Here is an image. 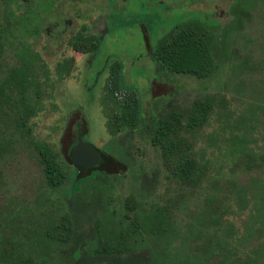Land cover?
Listing matches in <instances>:
<instances>
[{
    "label": "rangeland",
    "instance_id": "rangeland-1",
    "mask_svg": "<svg viewBox=\"0 0 264 264\" xmlns=\"http://www.w3.org/2000/svg\"><path fill=\"white\" fill-rule=\"evenodd\" d=\"M191 19L213 27L220 40L214 71L204 79L168 73L147 47ZM22 51L40 56L43 109L26 134L8 106L0 107V264L4 251L12 256L7 264H232L264 249V0H0L2 101L15 95L5 81ZM64 60L69 73L60 80L54 68ZM116 61L124 89L139 96L144 122L110 135L100 99ZM207 97L215 108L206 125L178 135L203 169L198 184H183L165 169L147 124L172 111L186 114ZM76 110L83 116L75 118L84 117L82 139L118 160L123 172L80 178L68 163ZM108 117L116 121L109 106ZM235 135L243 136L240 150ZM30 141L48 144L67 169L60 189L47 187ZM154 205L168 214L165 237L132 233L130 255L91 253L98 229L115 236ZM48 232L63 242L45 253L36 243Z\"/></svg>",
    "mask_w": 264,
    "mask_h": 264
},
{
    "label": "trees",
    "instance_id": "trees-1",
    "mask_svg": "<svg viewBox=\"0 0 264 264\" xmlns=\"http://www.w3.org/2000/svg\"><path fill=\"white\" fill-rule=\"evenodd\" d=\"M144 27V26H143ZM147 41V37H146ZM220 41L216 37L215 29L206 22L191 19L174 27L170 32L161 37L152 51L153 61L165 69L168 73L189 75L199 79L207 78L214 71L213 44ZM97 42L92 44L86 51H95ZM19 67L13 69L5 84L15 95L6 101L0 99V107L7 105L14 119V125L26 134H29L28 123L42 109L40 82L35 76V66L40 56L34 51H22L19 54ZM69 60L57 63L54 68L58 79H64L69 73ZM108 76L104 86V94L100 99L102 113L106 117L105 127L110 135H115L122 129L134 130L141 126L144 117L141 114V105L138 94L135 91L124 89L122 81V65L112 62L108 66ZM108 106L114 110L115 120L107 118ZM214 102L209 98L195 100L190 110L186 113L172 111L169 114L153 119L147 124L149 139L153 146L158 147L162 156L163 165L170 174L181 183L187 185L198 184L203 177V169L193 157L191 145L179 138V132L183 129L197 130L203 128L214 112ZM77 114H81L78 110ZM82 115V114H81ZM84 120L73 119L75 125V139L71 149L66 155V160L74 165L71 152L76 143L78 130H81ZM114 125V129H112ZM234 146L242 148L243 136L231 137ZM30 144L39 158L45 178V183L51 190L60 189L68 180L67 169L59 162L58 155L51 147L43 142L30 141ZM99 151V150H98ZM100 152V163L87 170L79 168L80 178L87 177L92 171H98L103 175L110 176L123 172V165L114 157ZM136 213L134 223L115 236H108L101 229L97 230V239L89 250L94 256L119 258L130 255L134 248L129 243L130 235L141 234L151 236L154 239L165 237L168 233V214L158 205L151 206L148 210H140ZM209 222L219 225V218L212 217ZM70 232L71 229L68 228ZM60 237L46 233L39 239L36 246L45 253L53 251V244L62 243ZM210 251L208 246L203 247V253ZM5 264L12 256L4 251ZM17 259H14L16 262ZM232 264H264V249L254 251L233 261Z\"/></svg>",
    "mask_w": 264,
    "mask_h": 264
},
{
    "label": "water",
    "instance_id": "water-1",
    "mask_svg": "<svg viewBox=\"0 0 264 264\" xmlns=\"http://www.w3.org/2000/svg\"><path fill=\"white\" fill-rule=\"evenodd\" d=\"M71 159L74 165L82 169H89L100 163V153L82 139L81 130H78L77 143L71 152Z\"/></svg>",
    "mask_w": 264,
    "mask_h": 264
},
{
    "label": "flooded vegetation",
    "instance_id": "flooded-vegetation-1",
    "mask_svg": "<svg viewBox=\"0 0 264 264\" xmlns=\"http://www.w3.org/2000/svg\"><path fill=\"white\" fill-rule=\"evenodd\" d=\"M66 76V75H65ZM65 78V77H64ZM63 80V79H62ZM106 82V81H105ZM105 84V83H104ZM105 86V85H104ZM104 86H103V89H104ZM101 106V105H100ZM76 111H78V110H76ZM76 111H74L72 114H71V118H75L74 116H78V114L76 113ZM101 111H102V109H101ZM83 116V115H82ZM105 117V116H104ZM84 118V117H83ZM76 143H77V139H76ZM75 143V144H76ZM75 146V145H74ZM91 146V145H90ZM93 147V146H92ZM74 148V147H73ZM97 151H98V149H96ZM99 152V151H98ZM100 153V152H99ZM100 160H101V157H100ZM74 164V163H73ZM74 166H76V165H74ZM78 167V166H77ZM94 167V166H93ZM76 168V167H75ZM80 168V167H79ZM91 168V167H90ZM85 170H87V169H85Z\"/></svg>",
    "mask_w": 264,
    "mask_h": 264
}]
</instances>
